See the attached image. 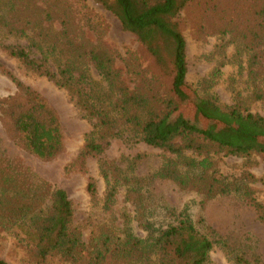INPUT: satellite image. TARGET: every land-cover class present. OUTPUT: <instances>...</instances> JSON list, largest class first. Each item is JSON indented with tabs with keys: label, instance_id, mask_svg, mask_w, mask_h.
I'll return each mask as SVG.
<instances>
[{
	"label": "rangeland",
	"instance_id": "obj_1",
	"mask_svg": "<svg viewBox=\"0 0 264 264\" xmlns=\"http://www.w3.org/2000/svg\"><path fill=\"white\" fill-rule=\"evenodd\" d=\"M25 3L28 1L9 10L8 0H0V13L20 25L26 13ZM29 3L40 10L38 18L44 27H48L49 21L43 19V10L53 14L52 36L55 33L58 36L53 39L59 40L61 51L71 53L76 75L84 71L96 89L105 85L88 59L80 54L86 48L98 46L108 52L112 68L119 72L120 82L128 91L148 90L158 100V107L166 104L170 96L169 79L155 73L150 56L135 35L124 30L119 19L101 3L96 0H29ZM63 11L67 12L66 16ZM63 20L67 22L65 27L61 25ZM175 20L186 40L188 84L200 96L213 97L223 108L236 106L244 113L264 116V98L253 96L255 90L264 89V55L260 54L264 3L191 0ZM37 29L27 28L26 36L7 34L0 29V41L21 45L39 58L37 48L30 44V37H34ZM63 55L57 52V58L64 61ZM50 63L55 69L56 63ZM8 73L30 86L54 109L62 126L63 149L49 160L28 153L10 137L0 117V187L6 186L5 177L17 185L14 189H22L24 193L31 187L29 197L33 199L30 200L33 208L39 203V195H44L41 191L63 189L73 208L71 225L81 235L84 247L75 259L50 254L39 260L33 255V243L18 236L21 226L13 224L5 229L0 225L1 259L10 264H96L95 252L106 235L118 241L130 228L139 237L147 236V230L136 220L126 223L125 214L142 213L154 229H163L175 221L176 214L184 211L196 224L201 220L211 227L235 249L228 253L226 248L215 244L209 253L212 264H237L234 260L237 253L250 264H264V220L259 217L264 213V153L227 154L198 136L197 142L204 145L203 149H184L177 155L141 141L114 137L101 156L88 157L81 166L76 160L77 154L95 120L86 115L67 90L26 69L0 48L1 96L16 90ZM209 108L210 104L184 91L181 108L161 127L174 128L181 119H186L206 130L232 134L237 142L261 141L262 136H255L249 128L239 129L235 120L213 117L214 112ZM173 143L183 142L176 138ZM204 157L209 160L207 167L196 163ZM100 160L113 161L123 174L137 178L138 198L128 199L125 186L120 184L112 207L106 209L103 201L107 184ZM90 178L97 190L94 199L86 188ZM37 185H42L43 190H36ZM225 185L239 189L223 193L221 189ZM250 199L260 203L261 208L251 205ZM2 206L0 214L11 219L13 201L6 200ZM137 256L136 253L131 259H105L99 264H153L156 258L152 250H147L141 260H136Z\"/></svg>",
	"mask_w": 264,
	"mask_h": 264
},
{
	"label": "trees",
	"instance_id": "obj_2",
	"mask_svg": "<svg viewBox=\"0 0 264 264\" xmlns=\"http://www.w3.org/2000/svg\"><path fill=\"white\" fill-rule=\"evenodd\" d=\"M27 1L24 5L26 13L22 12L20 25L8 20L5 13H0V29L7 34L26 36L27 28H38L34 31V37H30V44L37 48L40 57H33L26 48L18 44L0 41V48L7 55L16 58L26 69L67 90L86 115L95 120L77 154L76 160L81 166L88 157L101 156L110 144V139L114 137H122L126 141H141L177 155L184 149H203L204 145L197 142L198 136L227 154L248 156L252 152L264 153V116L244 113L236 106L223 108L213 97L200 96L186 81V40L175 17L191 0H96L119 19L124 30L135 35L150 56L155 73L161 78L169 79L170 96L166 104L160 107L156 105L158 100L148 90L128 91L120 82L119 72L112 68V58L106 50L98 46L86 48L80 54L88 59L104 79L105 85L96 89L94 82L87 78L84 71L76 75L71 53L68 50L61 51L58 48L59 40L53 39L58 37L55 36L56 33L52 36L53 14L50 10H43V19L49 21L48 27H44L38 18L40 10ZM254 1L264 3V0ZM22 3L24 0H8L9 10L21 6ZM64 11L62 14L66 16L67 12L65 14ZM262 23L264 28V20ZM61 25L65 27L67 22L64 23L63 20ZM261 44L263 48L260 54L264 55V37ZM57 52L64 54V61L57 58ZM50 62L56 63L55 69ZM7 76L16 88L12 94L0 95V117L8 134L19 147L40 159L56 157L63 149L62 126L56 112L30 86L12 73ZM184 91L194 94L200 102L210 104L213 117L223 116L235 120L239 129L249 128L255 136H262L261 141L237 142L232 134L223 135L206 130L186 119H181L174 128H162L161 124L167 122L181 108ZM253 96L257 99L264 98V89L255 90ZM176 138H180L183 143H173ZM208 162L204 157L196 163L207 167ZM100 169L107 184L103 201L106 209L112 207L120 184L125 186L128 199L138 198V194H135L138 192L137 178L123 174L118 164L113 161L100 160ZM4 181L6 186L0 187V209L6 200L13 201L14 213H11V219L0 214V225L5 229L13 224L21 226L22 232L18 236L33 243V255L36 259L43 260L50 254L75 259L84 244L81 235L71 225L73 208L66 192L61 188L43 192V186L37 185L36 190L39 189L44 195H39V203L33 208L30 203L33 199L29 197L31 187L24 193L22 189H14L17 185L10 178L5 177ZM86 188L94 199L97 190L93 179H89ZM238 189V186L229 188L225 185L221 192ZM19 194L28 197L24 199ZM7 195L9 198L6 199ZM249 202L256 209L261 208V204L255 200L250 199ZM141 215L142 213H134L132 216L125 214L124 220L126 223L136 220L139 226L147 230V236L139 237L130 228L128 230L127 226L125 236L118 241L106 235L95 252L96 264L105 259H131L136 253V260H141L146 256L147 250L154 251L156 255L153 264H212L209 253L215 244L226 248L228 253L235 251L211 227L203 224L201 220L198 227V223L184 211L176 214L175 221L163 229H154L147 217ZM259 217L264 220V213H260ZM234 260L237 264H250L238 253ZM0 264L10 263L0 258Z\"/></svg>",
	"mask_w": 264,
	"mask_h": 264
}]
</instances>
